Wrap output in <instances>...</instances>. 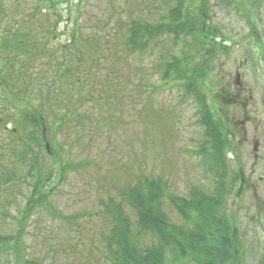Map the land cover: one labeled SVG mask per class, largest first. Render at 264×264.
Masks as SVG:
<instances>
[{
	"label": "rangeland",
	"instance_id": "rangeland-1",
	"mask_svg": "<svg viewBox=\"0 0 264 264\" xmlns=\"http://www.w3.org/2000/svg\"><path fill=\"white\" fill-rule=\"evenodd\" d=\"M195 1L199 6L203 0ZM76 2L58 8L64 16L55 27L58 37L50 36L57 24L52 12L39 14L31 24L39 39L53 48L43 68L36 64L37 82L42 85L37 107L44 101L41 98H50L55 105L66 100L70 107L77 102L74 118L56 133L63 161L72 162L74 169L54 202L65 215H82L78 226L46 213L32 219L26 254L41 264H110L105 237L111 222L101 201L119 199L139 177H161L178 196L207 183L195 153L203 141L195 101L184 99L182 87H164L161 79L162 62L171 51L182 57L183 45L173 48L171 39L158 41L140 56L125 49L130 21L158 20L166 11L165 0H90L80 7ZM210 5L211 25L222 33L228 49L216 55L208 83L212 91L207 94L210 103L218 104L212 95L222 94L224 85L230 92L217 111L240 128L243 144L232 168L243 170L246 177L241 197L231 198L230 210L239 218L247 264H260L264 257V0H237L231 6L210 0ZM35 6L33 0H0L1 29L22 28L21 22ZM187 43L197 47L192 39ZM258 44L263 46L259 58ZM11 128L0 130V232L5 234L15 230L4 211L16 216L24 205L23 195L29 193L26 184L8 182L3 176L11 173L3 168L15 145ZM40 160L44 168L51 164L44 152ZM165 209L174 223L181 224L169 205ZM0 264H9L1 254Z\"/></svg>",
	"mask_w": 264,
	"mask_h": 264
},
{
	"label": "trees",
	"instance_id": "trees-1",
	"mask_svg": "<svg viewBox=\"0 0 264 264\" xmlns=\"http://www.w3.org/2000/svg\"><path fill=\"white\" fill-rule=\"evenodd\" d=\"M33 1L36 6L21 22L22 28L11 31L0 25V130L11 126L9 135L15 142L13 151L7 153L8 164L1 165L11 172L3 173L8 182H22L29 192L23 195L24 205L16 216L4 211L15 230L13 234L0 232V254L9 264H41L26 254L25 245L31 221L38 213L71 226H78L82 217L65 215L54 202L72 168V162L63 161V147L56 133L74 118L77 102L70 107L66 100L55 105L50 98H41L44 101L37 107L42 85L37 82L36 64L43 68L53 48L49 41L39 39L31 24L39 14L52 12L57 24L50 36L58 37L55 27L64 21L58 8H69L75 1L79 7L87 6L90 0ZM220 1L231 6L237 0ZM163 7L165 13L154 22L140 18L130 21L124 48L131 56H140L158 41L171 39L173 48L183 45L182 57L171 51L162 62L161 79L164 87H182L184 99L195 101L203 136L195 153L207 183L192 186L186 196H178L161 177H139L120 193L119 199L110 197L107 204L101 201L111 222L105 237L107 259L110 264H247L239 218L230 210L231 198L241 197L246 181L243 170L234 172L232 168L243 144L240 128L217 111L229 99L228 88L222 86L223 95H212L219 99L218 104L210 103L207 94L216 55L228 48L224 47L222 33L211 25L210 0H203L199 6L195 0H165ZM69 17L73 18L72 12ZM78 20L76 15L73 21ZM189 39L197 47L190 46ZM50 118H54L52 123ZM42 152L51 158L48 168L42 166ZM166 205L177 213L181 224L168 217ZM260 264H264V257Z\"/></svg>",
	"mask_w": 264,
	"mask_h": 264
}]
</instances>
